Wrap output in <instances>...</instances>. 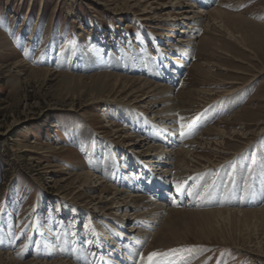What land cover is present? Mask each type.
Returning <instances> with one entry per match:
<instances>
[{"label": "rangeland", "instance_id": "rangeland-1", "mask_svg": "<svg viewBox=\"0 0 264 264\" xmlns=\"http://www.w3.org/2000/svg\"><path fill=\"white\" fill-rule=\"evenodd\" d=\"M203 1L200 9L196 0L183 3L203 13L213 7L227 15L221 22H210L207 42L199 44V50L188 46V64L175 73L174 81H164L156 78L158 74L148 75V69L160 64L162 73V60L168 65L171 59L180 61L178 51L167 43L183 39L186 31L180 24L178 34H169L168 22L159 28L149 21L153 15L168 19V0H0L1 253L19 262L61 259L86 264L83 250L87 264L110 263L108 249L118 248L112 238L120 228L113 223L118 213L109 216L94 209L99 190L82 186L75 176L77 167L81 164L92 177L130 190L122 182L124 176L133 181L146 173L132 161L126 164L133 150L121 141L124 131L116 135L115 130L126 128L129 135L140 133L148 140L155 135L143 109H132L134 105L124 100L134 83L113 75L142 78L175 92L181 87L199 91L206 104L179 111L178 142L200 140L202 146L203 141L219 140L202 132L228 118L219 127L228 138L222 149L195 151V145L191 149L196 154L209 152L215 165L190 174L183 186L177 184L179 189L176 184L168 188L173 201L179 200L177 194L183 189L195 197L172 210L190 209L201 199L209 206L195 211L264 206V195L259 198L254 193L253 201L259 199V204L211 202L219 189L224 191L230 184L239 188L234 192L240 200L241 189L264 176V0H218L211 7ZM203 34L191 30L190 36L197 44ZM192 63L198 70L187 78ZM132 66L136 69L130 70ZM239 109L243 113L234 115ZM114 162L122 173H114ZM125 164L128 170L123 171ZM237 170L243 171L241 181ZM114 174L112 183L107 181ZM220 175L224 178L218 181ZM219 197L221 201L229 195L224 192ZM239 217L214 215V224L205 227L200 216L172 215L177 233L187 243L166 249L156 259L159 264H178V253L193 250L201 264H260L244 250L264 254V214ZM132 225H127L130 230L139 228L131 229ZM113 264L122 263L113 256Z\"/></svg>", "mask_w": 264, "mask_h": 264}, {"label": "bare ground", "instance_id": "bare-ground-1", "mask_svg": "<svg viewBox=\"0 0 264 264\" xmlns=\"http://www.w3.org/2000/svg\"><path fill=\"white\" fill-rule=\"evenodd\" d=\"M211 1H213V3H211ZM217 1L218 0H208L209 3L208 7L215 6L212 4H215V2ZM196 5H198V8L200 9L204 5V1L196 0ZM165 7L169 9V12L166 15L168 19L166 18L163 19V17L153 15L152 17L149 18V21L153 22L154 27L156 26L159 28L162 22H168L169 27L166 29V31L169 32V34L170 32L171 33L177 32L178 34L179 32L178 27H180V24L183 25L181 26V28L185 27L187 32L185 30H184L185 33L184 31H182L183 32L182 35H184L183 39L178 40L173 44L172 43L170 44V42L167 43V46H170L175 51H178V55L181 57V60L175 61L174 59H171L170 65L166 64L164 60H162L161 62L163 63V68H164L162 73L158 72V70L160 69V64H156V66L152 70L148 69L149 70L148 75H152L155 77V75L158 74V76H156V78L158 77L157 78L158 80L162 78L161 80L165 81L166 78L167 79L169 78L172 81H174L175 73L181 72V69L188 64L189 59H187V51H186L187 47L192 46L193 49L197 48L199 50V46L201 45L203 46L207 42L206 32H208V30L211 28L210 22L212 23L221 22L223 17L226 16L227 14L225 13V11H221L213 7L209 11H207V13H203L199 11L194 5H191L190 3L186 2L184 5L183 0H168L167 5H165ZM218 25L220 26V23ZM222 25L223 23L221 24V26ZM199 29L202 30L204 34L202 37L198 39L199 43L196 44L194 35L190 36V33L191 30L198 31ZM92 61L93 58L91 56L90 59L87 60V63L91 64ZM111 63L119 67V64H117L115 60L111 59ZM197 67L198 66L196 63H192L190 65L189 74L187 75V78L188 76L190 77V72L191 73L197 72L198 70ZM135 69L136 68L132 66L130 70H135ZM164 72H166L165 75L167 76H164ZM113 76L115 78L129 79L134 83V86H132L130 90H127V94L124 97V100L129 101L128 105H134V106H130L132 107V109L135 110H138L139 108L143 109L142 110L143 113L148 115L146 118H144L145 121L147 122V126L154 127L153 132L155 135H153V137H151L150 139L154 143L151 144L150 143L151 141L143 137L139 132H137L139 133V135L137 134L134 135L133 137V135L128 134L129 132L128 129L126 128L115 130L116 135L118 134V132L122 130L124 131L123 132L124 137L121 141L126 143L127 148L133 150V153L129 152L130 158H128L126 164L128 165L129 162L132 161L134 165L137 166L139 172L140 170H143L147 174L146 175L142 173L143 175L141 178L138 179L134 177L133 181L131 180L130 177L124 176V180L122 182L125 183L126 185H129L128 187H130V190L118 189L112 184L111 185L107 184L101 178L92 177V175H90L88 171H85L83 165L81 164L79 165V167H77L79 172L76 173L75 176L79 181L82 182V186L88 187L89 189L98 188L99 190V196L95 197L94 199L97 201L94 209L98 213L106 214L109 216H114L111 215L112 211L118 213L117 215H115V217L117 218L113 219L114 221L113 223H115V225L117 224V226H119L120 228L119 231L115 232L112 237L114 238L113 242L116 243L115 245H117L118 248L113 251H110V249H108L109 251L108 254H110L109 255L110 258L109 259L106 258V260L107 261L109 260L110 263H106V264H113V256L117 257L122 264H136V263L142 264L145 260L142 261L141 257L146 258L148 254L152 252V250L157 251L158 253H162L168 248L177 245L186 244L187 243L186 237L184 236L182 238L180 237L181 235L179 236V234L177 233L178 229L174 221L175 219L172 218V215L176 213H186L192 215L193 217L200 216L202 217V219L199 221H201L202 225H204L205 227H209L214 224L213 220H211V217L214 215L215 216L225 215L227 217L230 215L233 218L236 217L238 218L241 215L247 216L253 214L255 215L264 214V206L263 207L260 206L261 208L258 207L259 209H254V210H243L239 208H227V209L220 208L221 210L212 209V210H204V211H195L194 208L197 209L199 208V206H201L202 208H206L209 206V204L204 202L202 199L200 200L201 201L200 203L195 202L193 206H190L189 207L190 209L172 210V209H176L177 205L183 204L186 199L189 200V202L195 201L194 195H192V193L191 195H189L190 192L187 193L185 189L180 190V192L177 194L179 200L173 201L171 194L168 193V188L173 186L174 184L176 185L180 184V186H183L185 184L184 178H186L192 173L199 171L201 168L213 166L215 162L212 159L213 157L211 158L209 157L208 153L212 151L214 152L215 150L218 151L220 148L222 149L224 139H228L225 131L219 129V127L222 124L228 121V118L221 119L214 126H211L202 132L203 136L204 135L218 136L220 137L219 140H213L211 143H207L203 141L204 145L202 146H201L202 142L200 140H195L190 142L189 140H187L183 143L178 142L177 132L179 130V125H176V123L178 122L177 115H179L178 113L187 109V107H200L203 104V102L205 103V99L198 96L199 91L191 90V89L188 90L186 88L181 87L180 89L177 90V92H175L171 90L169 87H166L161 84L151 83V81H146L143 80L142 78L137 79V78L120 77L115 75ZM166 83L168 84V82ZM236 99L237 97L233 101L236 102L237 101ZM124 107L125 106H123V108ZM239 112L243 113V110L239 109L234 115H237ZM170 121H174L175 123ZM110 125H113V123H110ZM177 144H179L178 148H177ZM194 145L198 146L195 148V151L206 150L209 152L196 154L191 150ZM262 157L264 158V156ZM114 161H117V159ZM126 164L123 167V171L128 170ZM113 165H114L113 169L115 174L116 173L118 174L119 172L122 171L121 169L116 168L115 162ZM104 167H105L104 168L105 171L106 169L107 170L109 169L111 172L113 170L112 168L108 167V165ZM115 174L113 176H108L107 181H110L112 183V180H114L116 176ZM242 175H243V171L237 170V176L239 181H241ZM223 178H224L223 175H220L218 181ZM234 191H239V188L238 189L234 188L233 184H230V186H228L224 191L219 189L217 191L216 196H213L216 197V199L212 198L211 202L221 206H223L224 203L225 205L227 204L229 206H238V202L241 204L247 203L251 205L259 204V202L261 201L258 199L257 202H254L252 198V194L254 193L256 194L257 197L262 198V196L264 195V176L262 175L257 180L256 183L248 184L244 190L241 189V191H243V195L242 197H240V200H239V195L236 194ZM224 192H226L227 195H229V197L221 201L218 200L220 198L219 196L222 197V193ZM199 221H197V223H199ZM130 224L131 225L133 224L131 229L135 226H139V228L137 227L134 230H130L129 227L127 226ZM141 226L144 227V229H141L140 228ZM110 246L113 245L111 244ZM234 246L237 247V244ZM141 248L143 249L142 252L144 251V253L140 252ZM238 248H239L238 250L244 249L239 246ZM244 251L251 258H254L255 261L264 264V254H262V251L260 252L257 251L256 254L252 253L253 251L252 252L248 250H244ZM81 252L84 254L81 258L83 259L85 257L84 262L87 264L88 254L87 253L85 254L83 250H81ZM122 252H124V254H122ZM57 254H55V256ZM177 255L178 257L176 256L175 260L179 261V263L177 262L178 264L180 263L201 264L198 260V256L195 255L193 250L182 251ZM46 262H41V261L39 262L32 260L27 262H19L13 259L10 255L3 254L0 252V264H9V263L10 264H73L71 261H62L61 259L58 261H53L51 263H46Z\"/></svg>", "mask_w": 264, "mask_h": 264}, {"label": "snow or ice", "instance_id": "snow-or-ice-1", "mask_svg": "<svg viewBox=\"0 0 264 264\" xmlns=\"http://www.w3.org/2000/svg\"><path fill=\"white\" fill-rule=\"evenodd\" d=\"M181 127H183V125H181ZM181 135H183V133H181ZM179 185H177V188L179 189ZM189 195H191V193H189ZM162 253H158V252H152L148 255L145 264H159V261L156 259L157 257L162 256ZM141 260L144 261L145 258L141 257Z\"/></svg>", "mask_w": 264, "mask_h": 264}]
</instances>
